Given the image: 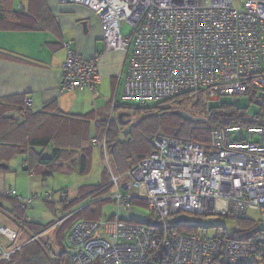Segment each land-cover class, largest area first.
Instances as JSON below:
<instances>
[{
  "label": "built area",
  "instance_id": "1",
  "mask_svg": "<svg viewBox=\"0 0 264 264\" xmlns=\"http://www.w3.org/2000/svg\"><path fill=\"white\" fill-rule=\"evenodd\" d=\"M60 1L98 17L106 53L130 51L124 101L154 106L206 90L214 100L235 103L256 94L260 105L248 126L214 129L209 149L157 137L154 151L127 173L126 181L113 177L111 196L119 209H130L132 199L145 200L156 217L153 226L118 217L80 222L67 239L72 264H264V219H247L249 211L264 214V0ZM124 23L133 28L131 38L122 36ZM62 46L67 57L60 91L96 96L102 56L85 60L69 42ZM28 110L32 100L27 97ZM126 110L136 114L134 107ZM92 142L107 158L106 144ZM182 213L247 221L240 233L250 238L219 231L177 233L179 221L173 218ZM30 222L26 218L19 224L22 233ZM0 235L10 241L17 237L2 226ZM11 254L0 244V260Z\"/></svg>",
  "mask_w": 264,
  "mask_h": 264
},
{
  "label": "crops",
  "instance_id": "2",
  "mask_svg": "<svg viewBox=\"0 0 264 264\" xmlns=\"http://www.w3.org/2000/svg\"><path fill=\"white\" fill-rule=\"evenodd\" d=\"M3 6L5 10L1 9ZM64 42H69L71 49L85 60L102 56L99 68L102 81L96 96L88 91H60L62 65L67 57L62 46ZM129 53L121 50L105 52L101 23L85 7L62 4L60 0H0V101L22 96L31 99L32 112L38 113L40 120H48H43L46 125L35 134L36 137L54 135L62 122L70 124L71 133L56 140L81 137L80 146L72 150L85 155L87 160L90 141L96 136H106L96 123L106 122L111 113L115 121ZM115 103L117 108L113 110ZM79 124L83 129L76 132ZM53 151L52 146L36 149L42 158L52 157ZM26 160V154H18L1 167L0 197H6L8 193L31 195L39 188L35 186L45 182L53 171L72 170L68 168H72L70 164L62 168L54 164H37L31 170L26 168ZM0 210L12 218L18 229L19 222L9 214L12 206L7 200L0 205Z\"/></svg>",
  "mask_w": 264,
  "mask_h": 264
},
{
  "label": "trees",
  "instance_id": "3",
  "mask_svg": "<svg viewBox=\"0 0 264 264\" xmlns=\"http://www.w3.org/2000/svg\"><path fill=\"white\" fill-rule=\"evenodd\" d=\"M1 9L5 10V7L3 6ZM22 10L23 9L20 10L19 14L22 13ZM20 26L23 25L20 24ZM26 98V96H22L15 100L0 101V169L4 166V163L16 155L26 154L27 160L24 164L27 169L32 170L37 164L44 166L54 164V166H59L61 168L70 164L72 168L77 170L80 174L85 173L87 169L86 156L79 155L78 152L72 150L73 148H78L82 138L77 137L71 140H56V138L63 139L64 136L71 133L72 127H70V124L67 122H62L59 128L56 129L54 135H48L45 138L36 137L35 134L46 125L43 120L45 122H48V120H40V115L38 113H33L32 110L24 111ZM224 98L225 97H219L214 100L211 98L208 91L200 90L198 92L180 94L154 106L140 105L139 107H134L136 111L135 116L140 113L152 116L155 119L154 127L156 129L160 128L163 134L156 135L154 134L156 131H154V135L151 136L150 141L146 143H143V141L135 143L132 147V153L129 155L123 167L117 169L118 176L114 177L125 180L124 177L127 173L154 151V140L157 137L188 142L209 149L211 133L214 129L248 126L251 121L250 118L252 117L249 118L248 112L237 106L245 98L238 103L231 101L230 98L227 99H229L231 103H224L222 101ZM246 98H250L252 103L257 102L260 111V105L256 94H252ZM185 105H189L190 107L184 108ZM118 109L126 110L127 107L126 105H120ZM175 112H184L192 119H197V121L175 115ZM258 115L259 112L253 117H257ZM79 126L80 128H76V132L83 129L80 124ZM96 127L100 128L103 134L104 132L106 133L103 142L98 140L99 144H106L108 155L109 153L112 155L117 154L120 144L116 138L117 131L114 130L117 128L116 121L112 120L109 122L107 120L103 123H96ZM48 146L54 147L53 155L50 158H42L40 153L36 152V149L46 148ZM70 149L72 151H69ZM112 189H114V185H106L99 188L95 187L90 193L85 191V194H82L79 200L77 199L73 202H69L67 195H65V197L61 199V203L64 207H68L73 203L83 201L88 196L93 197L94 195V197L98 198L103 197ZM48 197L50 196H47V198ZM37 198L38 197H36L35 200H37ZM50 198V200L46 199V202L52 204V197ZM6 200L12 206V211H8L10 212L9 214L12 215L19 224L26 219L25 215L27 209L35 201L28 203L25 200H19L17 196H13L12 193H8L6 197H0V205L4 204ZM98 203L100 202H96L95 204L97 205ZM145 203V200L135 198L131 200L130 205L132 207V205ZM61 221L59 226L62 228L58 236L62 234L64 226L69 222L70 224H68L67 227L71 233L74 226L80 222H96L100 220H97L96 209L93 208V204H90L83 209L65 216ZM239 222L243 223L244 228L242 231L249 226L247 221L239 220ZM144 224L153 226L151 220H148ZM51 227L52 225L41 226L40 224L34 223L32 220L26 227V232L30 233L32 238L24 245L17 247V251L11 252L12 254L9 260H0V264H72V249L69 245L68 250L64 252L54 253L51 249H47V246L50 248L49 241L45 243L43 241V236ZM177 233L200 234L199 226L189 221H179ZM236 238L247 240L250 238V235L242 232L241 235Z\"/></svg>",
  "mask_w": 264,
  "mask_h": 264
},
{
  "label": "rangeland",
  "instance_id": "4",
  "mask_svg": "<svg viewBox=\"0 0 264 264\" xmlns=\"http://www.w3.org/2000/svg\"><path fill=\"white\" fill-rule=\"evenodd\" d=\"M121 33L124 38H131L133 33V28L130 24L124 23L121 25ZM122 96V95H121ZM119 97L118 103L120 105H126V107H139V103L124 101L122 97ZM224 103H231L227 98L222 100ZM240 108L245 109L248 112L249 118L253 117L259 111L257 102H251L250 98H245L241 103L237 105ZM190 106H184V108H189ZM130 110H118L115 112L114 118L116 121V126L114 130L117 131L116 138L120 144L118 153L112 155L109 153L108 157L105 158L102 150L99 146L93 145L90 141L89 144V154H87V169L86 172L80 174L77 170L68 167L70 170L53 171L51 176L46 177L45 182L37 184L35 187L36 191H33L31 196H37V200L28 208L26 215L28 218H32L33 221L41 226L52 225V227L43 236V241L47 243L49 241V246L47 249H51L52 252H64L68 250L67 238L70 233L68 229V224L64 226L62 234L58 236L61 230L60 223L65 216L85 208L86 206L93 204V208L97 212V220H116L117 217L122 222L127 223H138L144 224L148 220L154 222L156 217L149 210L148 205L137 204L132 205L130 209L118 208V205L111 198L114 189H112L108 194L103 197H93L88 196L83 201L73 203L68 207H64L60 202L65 195L68 196L69 202L76 201L79 198V193L85 194L90 193L95 187L99 188L101 186L113 185V177L118 176L117 169H121L125 162L127 161L129 155L132 153V147L135 143L142 142L146 143L150 141L151 136L154 134L162 135L160 128L156 129L154 126L155 119L144 113H140L135 116L130 113ZM121 113L129 114L125 117L126 124L120 123L118 117ZM108 121H112V115L110 114ZM156 131L154 134L153 132ZM246 136V132L244 131ZM94 139L103 142L105 138L96 136ZM81 194V195H82ZM17 196L28 199V196H23L18 193ZM47 196L52 197V204L46 202ZM109 199V200H108ZM79 200V199H78ZM96 202H100L97 205ZM247 219L253 222L259 223L264 219V214L260 212L249 211L247 214ZM79 220V219H78ZM60 221V222H59ZM173 221H189L195 225L199 226L200 234L213 235L217 231L224 233L228 236L239 237L241 235L240 231L244 228L243 223L239 220L228 219L215 215H194L182 213L176 215ZM58 222V223H57ZM0 226L10 228L11 232L16 230L17 237L8 241L7 238L0 235V244L2 248L8 253L17 251V247L24 245L28 240L32 238V235L28 232L22 233L20 227L12 222V218L6 215L0 210ZM264 227V226H263ZM17 249V250H16ZM21 254V253H20Z\"/></svg>",
  "mask_w": 264,
  "mask_h": 264
},
{
  "label": "water",
  "instance_id": "5",
  "mask_svg": "<svg viewBox=\"0 0 264 264\" xmlns=\"http://www.w3.org/2000/svg\"><path fill=\"white\" fill-rule=\"evenodd\" d=\"M175 115H180V116H183V117H185V118H187V119L197 121V119H192L189 115H187V114L184 113V112H175ZM128 116H129V114H127V113H121V114L119 115V117H118V120L120 121V123L126 124V123H128L129 121H125L124 118H125V117H128Z\"/></svg>",
  "mask_w": 264,
  "mask_h": 264
}]
</instances>
